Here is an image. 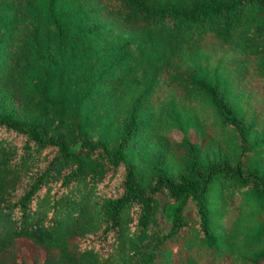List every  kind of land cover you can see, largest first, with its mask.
Here are the masks:
<instances>
[{
  "label": "trees",
  "instance_id": "1",
  "mask_svg": "<svg viewBox=\"0 0 264 264\" xmlns=\"http://www.w3.org/2000/svg\"><path fill=\"white\" fill-rule=\"evenodd\" d=\"M245 78L264 0H0V264H264Z\"/></svg>",
  "mask_w": 264,
  "mask_h": 264
},
{
  "label": "rangeland",
  "instance_id": "2",
  "mask_svg": "<svg viewBox=\"0 0 264 264\" xmlns=\"http://www.w3.org/2000/svg\"><path fill=\"white\" fill-rule=\"evenodd\" d=\"M204 45L205 47L199 49L194 56H197L198 53L203 55V58L207 56L209 58L208 64L206 60H203L201 65L206 66L208 74L214 76L215 73H220L219 69L222 64L225 63L227 65V59L232 54L226 48L220 47L214 42H207ZM191 64L196 66L193 62ZM229 97L231 102L236 104L238 114L244 116L246 120L258 122L264 119V82L254 81L252 79L246 80L245 78L241 80L239 86ZM10 108L11 106H9ZM174 131L177 139H180L182 132L179 130ZM189 134L193 141L197 140V132L195 130L189 131ZM145 153L148 155V150H145Z\"/></svg>",
  "mask_w": 264,
  "mask_h": 264
}]
</instances>
